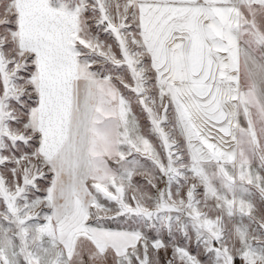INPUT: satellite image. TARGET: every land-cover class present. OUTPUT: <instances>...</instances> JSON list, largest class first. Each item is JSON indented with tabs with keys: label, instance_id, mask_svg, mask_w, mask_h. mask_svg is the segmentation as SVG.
Here are the masks:
<instances>
[{
	"label": "snow or ice",
	"instance_id": "obj_1",
	"mask_svg": "<svg viewBox=\"0 0 264 264\" xmlns=\"http://www.w3.org/2000/svg\"><path fill=\"white\" fill-rule=\"evenodd\" d=\"M0 264H264V0H0Z\"/></svg>",
	"mask_w": 264,
	"mask_h": 264
}]
</instances>
